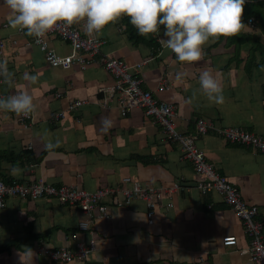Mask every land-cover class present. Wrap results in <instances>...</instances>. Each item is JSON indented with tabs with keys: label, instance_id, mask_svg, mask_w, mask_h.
Listing matches in <instances>:
<instances>
[{
	"label": "crops",
	"instance_id": "1",
	"mask_svg": "<svg viewBox=\"0 0 264 264\" xmlns=\"http://www.w3.org/2000/svg\"><path fill=\"white\" fill-rule=\"evenodd\" d=\"M10 15L0 0V40L4 42L0 61H7L15 80L13 87L0 83V96L26 90L34 97L36 111L34 124L27 129L15 113L0 112V178L7 183L42 180L88 192L122 188L126 178L131 184L156 189L178 183L180 189L162 193L153 224H148V209L140 199L119 206L111 197L105 202L108 213L104 218H90L56 199H9L0 210V248L10 246V250L0 252V264H253L249 254L243 253L250 239L242 222L217 193L199 191L197 182L202 178L163 129L139 108L122 116L117 101L101 92L113 86V76L99 64L85 69L77 64L69 70L51 68L34 36L10 27ZM121 20L95 34L103 42L101 55L130 66L141 64L136 74L143 88L176 106L178 132L194 134L196 121L203 118L217 127L242 128L264 137V60L252 44H231L226 37L210 40L203 59L186 64L160 44L164 28L147 36L153 44L137 43L121 28ZM48 43L61 56L72 52L59 38H48ZM205 69L220 79L223 104L211 103L197 91L199 74ZM178 72L187 76L176 80ZM27 75H37V82L25 79ZM163 83L169 89L157 92ZM106 98L107 106L102 107L100 102ZM78 100L88 103L60 122H51L52 112ZM104 117L112 120L107 131L101 125ZM57 140L60 147L49 151L46 145ZM196 145L216 172L228 178L250 205L257 206L258 219L264 221V153L230 144L214 131L199 138ZM23 151L28 154L18 159ZM14 156L16 161L10 160ZM119 200L125 198L119 196ZM82 223L88 229H82ZM227 237L238 238L237 245L224 246ZM91 240L96 241L97 250L74 263H57L41 251L76 250ZM27 249L33 254H27Z\"/></svg>",
	"mask_w": 264,
	"mask_h": 264
},
{
	"label": "built area",
	"instance_id": "2",
	"mask_svg": "<svg viewBox=\"0 0 264 264\" xmlns=\"http://www.w3.org/2000/svg\"><path fill=\"white\" fill-rule=\"evenodd\" d=\"M249 27H252L253 20L248 21ZM22 32V30H19ZM59 38L69 44L71 54L61 56L49 46L48 38ZM34 43L44 54L45 61L51 68L71 69L74 65H79L82 69L96 64L114 78V84L111 87L101 90L112 100H116L120 114L127 116L134 109H141L147 118H151L153 123L159 125L170 141L175 143L182 153L184 160L193 165L195 173L202 178L197 182V188L202 194L208 195L217 193L223 198L224 203L240 219L245 230V234L250 239L249 249L243 253L249 254L253 264H264V221L258 219L259 210L257 206L250 205L242 196L241 192L234 187L228 178L219 174L210 164L204 152L196 145L199 138L210 131H214L230 144H239L247 149H253L259 153H264V137L251 133L237 127H217L200 118L196 121L194 134H183L177 131L176 118L178 116L177 108L173 104L159 100L155 92L143 88V81L138 77L136 71L140 70L141 64L130 66L120 59H113L101 55L103 42L95 34L88 35L84 26L66 25L58 23L44 37L36 38ZM4 53V42L0 40V58ZM100 58V60L96 61ZM169 89L165 83L158 87L157 92H164ZM61 92L56 97L61 96ZM108 99L100 102L102 107L107 106ZM86 101H73L65 110L52 112L50 120L58 123L65 119L71 112L87 105ZM18 122L24 128H31L35 118L33 114L28 116L18 115ZM125 186L122 188H102L95 192H88L77 186L55 187L45 184L42 180L28 183H7L0 179V210L7 206L9 199H56L63 205L78 208L84 214L94 218L98 216L104 218L107 216V206L105 202L113 197L115 204L123 206L129 204L133 199H140L145 202L148 212V224H153L155 211L160 206L162 193H175L180 189L179 184L175 183L171 188L156 189L153 186L132 183L131 179L123 180ZM119 196H123L125 201H120ZM171 204L166 207L169 208ZM82 229H88L87 223L81 224ZM238 238L227 237L223 239L224 246H235ZM97 250L96 241L79 244L76 250L61 248L58 250L42 248L49 258L55 262L74 263L85 260L90 254Z\"/></svg>",
	"mask_w": 264,
	"mask_h": 264
},
{
	"label": "clouds",
	"instance_id": "3",
	"mask_svg": "<svg viewBox=\"0 0 264 264\" xmlns=\"http://www.w3.org/2000/svg\"><path fill=\"white\" fill-rule=\"evenodd\" d=\"M4 4L11 10L10 27L36 38L44 37L60 22L83 23L88 35L101 33L125 16L141 36L159 33L163 26L165 38H160V44L174 53L178 62L186 64L201 61L210 40L235 35L245 27V0H4ZM186 76L187 73L178 72L176 80ZM25 79L36 83L38 76L27 75ZM198 82L197 91L209 102H225L221 81L211 70L201 71ZM0 83L9 87L15 84L6 60L0 61ZM194 98L195 93L188 102ZM35 111L34 97L26 90L0 96V112L28 116ZM101 125L107 131L112 126L111 118H102ZM46 147L52 151L60 147V142H49ZM27 250V254H33Z\"/></svg>",
	"mask_w": 264,
	"mask_h": 264
},
{
	"label": "trees",
	"instance_id": "4",
	"mask_svg": "<svg viewBox=\"0 0 264 264\" xmlns=\"http://www.w3.org/2000/svg\"><path fill=\"white\" fill-rule=\"evenodd\" d=\"M243 7H244V11L242 14V22L245 24V27L239 33L224 38L228 41V43L231 42L235 44L238 43L239 45H242L243 43L252 44L253 49H255L254 51L259 50L264 60V2H262V0H245V4ZM250 19L253 20V25L252 27H250L251 31L248 32L246 31V28L249 27L248 21ZM119 24L121 28L124 29L126 34H128L129 39H133L137 43L139 42H144L147 44L152 43L150 40L146 39L148 38L147 36L145 37L138 34L137 29L131 25L130 18L126 16L122 17V20L119 22ZM161 28L163 29L164 27L161 26ZM27 154H28L27 151L26 152L23 151V153L20 154L19 157L18 156L16 157H18L19 159L20 157L26 156ZM1 157L2 156H0V159ZM7 158H9V155H7ZM10 160L16 161L15 156L10 158ZM9 250H10V246L0 248V252H5Z\"/></svg>",
	"mask_w": 264,
	"mask_h": 264
},
{
	"label": "rangeland",
	"instance_id": "5",
	"mask_svg": "<svg viewBox=\"0 0 264 264\" xmlns=\"http://www.w3.org/2000/svg\"><path fill=\"white\" fill-rule=\"evenodd\" d=\"M262 2H264V0H262ZM246 31H248V32H250L251 31V29L250 28H246ZM222 49V48H221ZM237 64V63H236ZM249 65H251V63L249 64ZM250 71V70H249Z\"/></svg>",
	"mask_w": 264,
	"mask_h": 264
}]
</instances>
